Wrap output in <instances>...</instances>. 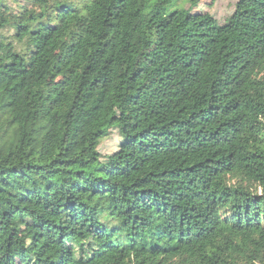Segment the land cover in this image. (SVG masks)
<instances>
[{
  "label": "trees",
  "instance_id": "1",
  "mask_svg": "<svg viewBox=\"0 0 264 264\" xmlns=\"http://www.w3.org/2000/svg\"><path fill=\"white\" fill-rule=\"evenodd\" d=\"M195 3L0 0V264H264V0Z\"/></svg>",
  "mask_w": 264,
  "mask_h": 264
},
{
  "label": "rangeland",
  "instance_id": "2",
  "mask_svg": "<svg viewBox=\"0 0 264 264\" xmlns=\"http://www.w3.org/2000/svg\"><path fill=\"white\" fill-rule=\"evenodd\" d=\"M75 5L80 6L83 2L87 0H69ZM237 0H196L195 6L192 10L194 15H209L213 17L218 23L222 24L228 19L233 13L234 6ZM19 5L24 4L20 1L13 3L11 6L13 9L19 7ZM27 6V5H25ZM30 7V5H28ZM120 141L119 135L116 130L112 131L110 135L103 139L97 146V151L105 157L112 154L118 146Z\"/></svg>",
  "mask_w": 264,
  "mask_h": 264
}]
</instances>
